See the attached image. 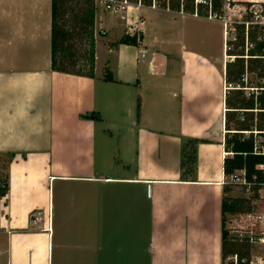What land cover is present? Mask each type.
Instances as JSON below:
<instances>
[{
  "label": "crops",
  "instance_id": "crops-1",
  "mask_svg": "<svg viewBox=\"0 0 264 264\" xmlns=\"http://www.w3.org/2000/svg\"><path fill=\"white\" fill-rule=\"evenodd\" d=\"M139 14L135 58L114 44L135 17L116 16L124 23L111 22L121 32L101 64L96 31L89 76L52 67V0H0L6 264H55L59 246L101 264H140L141 249L147 264H223L224 159L233 155L223 24L164 8ZM196 20L218 24L222 53L214 28ZM188 139H199L192 174L182 166Z\"/></svg>",
  "mask_w": 264,
  "mask_h": 264
},
{
  "label": "trees",
  "instance_id": "trees-1",
  "mask_svg": "<svg viewBox=\"0 0 264 264\" xmlns=\"http://www.w3.org/2000/svg\"><path fill=\"white\" fill-rule=\"evenodd\" d=\"M75 2L72 5L71 2ZM149 2L150 0H146ZM186 9L193 11V0H186ZM264 3V0H263ZM96 2L95 0H52V67L54 70L73 72L77 74H85L94 76L95 60H96V39H95V16H96ZM171 8L179 9L180 0H171ZM71 10L76 13V22L72 29L63 24L62 20L65 13ZM244 27V26H242ZM74 36L86 38L89 48L87 51V66L88 72L80 70H70L69 66H74L77 63L76 52L73 51L75 45L70 43ZM252 40L256 41V35L251 32ZM138 44L137 35L125 33L118 42L114 44ZM240 43L243 45L244 41ZM263 42H257V45L252 49L251 55L263 54ZM243 54V53H240ZM264 60L261 58H250L248 64L242 57H237L234 62H228L226 66V77L230 82L240 81L246 69L254 71L259 69V76L264 78ZM256 70V69H255ZM107 79H112L111 75L106 74ZM264 87V85H261ZM255 94L250 96L245 95L243 90L233 91V95L227 98V105L230 110L227 113V129L225 145L228 151L233 152L232 156H226L224 159V172L231 174L237 169H246L249 178L254 174L260 172L257 165L264 162V155L255 153V138L253 133L246 136L242 131L257 129L264 135V111L258 112V119L254 124V111H247L244 109H251L256 104ZM257 103L260 108H264V90L257 96ZM241 112V113H240ZM236 114H244V116L237 117ZM90 116H98L97 113H92ZM242 117H245L243 120ZM237 122L238 127H232V122ZM199 139H188L182 149V166L185 172L192 173L195 168L197 158V145ZM261 178V176H260ZM8 180L0 181V194L5 195L8 190ZM226 195L224 196L222 212H223V264L228 255H237L239 264H249L251 251L249 238L241 240L239 243L229 239V232L226 229V219L228 213H237L244 211L246 199L239 197H228L227 193L231 191L229 185H225ZM247 258V262H242V259ZM228 264H233L228 263Z\"/></svg>",
  "mask_w": 264,
  "mask_h": 264
},
{
  "label": "built area",
  "instance_id": "built-area-1",
  "mask_svg": "<svg viewBox=\"0 0 264 264\" xmlns=\"http://www.w3.org/2000/svg\"><path fill=\"white\" fill-rule=\"evenodd\" d=\"M101 1L105 11H110L115 14H121L128 16L130 18L135 17L133 20L135 23H130L129 31L130 34L137 35L138 41H141V32L142 29L137 26V24L144 23L142 15L139 14V10L144 7L151 8H164L167 10H175L171 8V0H95ZM186 0H180V8L176 11L182 14H192L197 17H205L207 19L218 20L222 22L224 27V36H225V47H226V62H234L237 57H242L245 59L246 64L250 58H261L264 60V47L263 54L251 55V50L254 49L257 45V42L264 43V36L261 40L256 41L252 40L250 34L253 32L251 26L256 29H263L264 31V3L263 0H193L192 4L194 10L190 11L186 9ZM132 21V22H133ZM137 23V24H136ZM244 26V27H242ZM133 29V30H132ZM241 31L240 41L243 40L244 44L242 45L240 41L237 43L238 47H243L246 53H231L232 47L236 40H238L237 31ZM254 33V32H253ZM142 56H145L146 50L140 49ZM229 58V59H228ZM246 69L241 80L237 83L230 82L226 80L224 89L225 92L229 93L231 90H251L252 93H248V96L255 94L256 104L254 108L244 109L247 111H254L258 113L264 111V108H260L257 103V96L264 90V87L260 86L261 91H257L253 86L250 87L247 85V73ZM244 120L245 117H242ZM244 134L251 135L253 133L255 138V153L264 155V135L257 129L243 130ZM248 135V136H249ZM247 136V135H246ZM257 168L260 172L259 174H254L252 178H249L247 175L246 169H237L231 174H225L223 180L224 185L234 184L241 187L246 192H258L264 197V162L257 165ZM261 176V178H260ZM254 218L257 220L256 224L259 223L258 235H251L249 238L250 242H260L264 244V213L256 214ZM259 264L264 262V257L259 258ZM248 259H242V262H247ZM233 264H239L237 255ZM255 262L249 260V264H254Z\"/></svg>",
  "mask_w": 264,
  "mask_h": 264
},
{
  "label": "rangeland",
  "instance_id": "rangeland-1",
  "mask_svg": "<svg viewBox=\"0 0 264 264\" xmlns=\"http://www.w3.org/2000/svg\"><path fill=\"white\" fill-rule=\"evenodd\" d=\"M72 5H75V2H71ZM75 6H78L75 5ZM96 16H95V39H96V31H97V42H98V54L100 57V64L103 62L104 58L108 55V42L113 41L117 38V36L120 34L121 30L120 27H115L114 25L111 26V22H118L119 24L123 21L120 20L121 14H115L110 11H105L104 6L101 3V1H96ZM76 13L71 12V10H68L64 18L62 20L63 24H66V26L70 29L73 28L76 22ZM164 15L170 16V13H165ZM117 16V17H116ZM98 17V20L103 19V23H99L96 25V18ZM198 25L207 26L214 28L213 32V42H214V50L218 52L221 51V41H220V27L218 24H211L210 22H207L205 20H196L195 21ZM124 23V22H123ZM108 30L107 35H104L101 31L102 29ZM129 29V28H128ZM251 29L253 30L254 34L258 36L257 41L261 40V38L264 36L263 29H256L254 30V27L251 26ZM241 31H237L238 40H236V43H234L231 53H246L243 47H238L237 43L240 41L241 37ZM221 37V36H220ZM70 43H73L75 47H73V51L76 52V60L77 63L74 66H69L68 68L70 70H80L82 72H88V66H87V51L89 48L88 42L86 38H80L78 36H74V38L70 41ZM124 43H119V45ZM129 46L127 48H120L125 50V56L134 57L137 55L135 47V44H128ZM120 52V51H119ZM121 53V52H120ZM222 53V51H221ZM229 59V58H228ZM264 62V61H263ZM256 69V70H255ZM254 71H248L247 73V85L250 87H254L257 89V91H261L260 86L264 85V78L259 76V69L255 68ZM234 83H237L238 81H233ZM233 91L231 90V95H233ZM245 95L248 96V93H252L251 90L244 91ZM261 94V93H260ZM241 113V112H240ZM244 116V114H236L237 117ZM259 121L258 114L255 113V119L254 124ZM232 127H238L237 122L231 123ZM249 135V134H245ZM10 157L8 154H2L0 155V181L5 182L7 180V164ZM192 174V173H191ZM194 175V174H193ZM231 187V191L227 193L228 197H239L242 199H246V203L244 205V211H240L237 213H228L227 219H226V229L229 232V239H232L235 242H240L243 239H246L250 237L251 235L256 236L258 235V229H259V223L256 224V219L254 216L256 214H262L264 213V197L261 196L258 192H246L238 185L234 184H228ZM60 241H58V244ZM141 248H143V241L141 242ZM56 263L55 264H101L99 260L101 257L98 256H90L89 258H86L81 251H77V253H72L71 255L67 253L66 255L63 254V251L61 247L59 246L56 250ZM250 251L251 256L250 260L254 261V264H259V258L262 256L264 257V244L260 242H250ZM61 253V254H60ZM141 259L140 264H147L145 261V256L143 253V249H141ZM235 259L234 254H230L225 259V264L232 263ZM6 258L2 257L0 258V264H6ZM109 260L105 262L104 264H109ZM234 263V262H233ZM103 264V263H102ZM264 264V262L262 263Z\"/></svg>",
  "mask_w": 264,
  "mask_h": 264
}]
</instances>
